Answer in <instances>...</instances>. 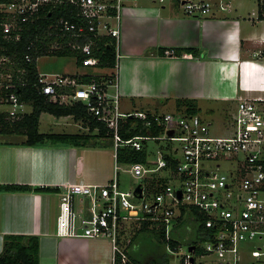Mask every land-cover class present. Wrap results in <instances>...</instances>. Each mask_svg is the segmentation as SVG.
<instances>
[{"label": "built area", "instance_id": "built-area-1", "mask_svg": "<svg viewBox=\"0 0 264 264\" xmlns=\"http://www.w3.org/2000/svg\"><path fill=\"white\" fill-rule=\"evenodd\" d=\"M255 1L264 20V0ZM142 2L162 8L172 5L186 16L201 20L227 19L235 8V0H0L5 38L17 41L23 26L36 22L41 13L59 6L70 8L72 18L52 22L46 39L49 52L66 49L80 54L83 69L104 71L94 49L102 39L115 41L117 66L111 75L39 74V87L51 102L85 103L88 113L106 125L115 151L114 176L107 184L62 186L60 235L108 239L114 264L119 258L121 264H129L120 246L121 223H147L170 241L182 222L183 209L195 210L199 216L195 219L202 226L201 247L195 243L181 254V245L168 246L172 254L183 256L185 264H204L206 258L213 259L211 264H264V99L240 97L237 112L222 135H214L211 123L198 114L148 110L124 113L116 74L123 8ZM26 60L33 58L27 54ZM87 77L91 80L86 81ZM6 101L5 106L10 108L24 106L14 94ZM6 112L14 115L11 109ZM129 119L137 121L144 133L123 137ZM151 143L158 147L152 149ZM122 148L147 155L145 163L128 164L126 170L143 180L140 195L137 187L120 190ZM223 163L230 165L227 173L221 171ZM87 201L89 208L85 209Z\"/></svg>", "mask_w": 264, "mask_h": 264}, {"label": "crops", "instance_id": "crops-1", "mask_svg": "<svg viewBox=\"0 0 264 264\" xmlns=\"http://www.w3.org/2000/svg\"><path fill=\"white\" fill-rule=\"evenodd\" d=\"M154 6L142 2L122 18L116 74L124 113L151 111L144 107L156 102L170 104L176 109L173 113H179L185 112L190 103L198 115L203 106H215L231 122L240 97L264 99V20L258 7L257 13L235 7L227 19L201 20L186 16L172 5L161 10H154ZM179 48H194L198 53L182 57L158 54L160 49ZM103 72L106 74V69ZM123 101L143 107L123 109ZM26 107L15 108L14 115L26 114L22 112ZM24 141L25 137L0 135V185L50 191L0 192V254L7 236H37L40 264H114L109 240L62 236L58 228L64 184L104 185L113 178L112 141L97 138L81 147L60 143L30 147L23 145ZM178 228L179 235L183 228L186 230L184 242H190L193 233L197 236V228L190 224ZM130 235L120 237L129 264H158L154 260L144 262L137 254L140 237L154 236ZM204 261L211 264L213 259ZM177 264H185L183 258Z\"/></svg>", "mask_w": 264, "mask_h": 264}, {"label": "trees", "instance_id": "trees-1", "mask_svg": "<svg viewBox=\"0 0 264 264\" xmlns=\"http://www.w3.org/2000/svg\"><path fill=\"white\" fill-rule=\"evenodd\" d=\"M70 8L66 6L55 7L46 14L41 13L40 18L34 22L23 26L20 32V40L13 37L5 38L4 30L0 24V75H7V81L0 80V105H6L8 97L12 94L18 97L21 104L30 106L32 111L24 115H12L6 111L0 112V135L25 137L23 145L35 147L42 146L47 143L74 145L77 147L87 146L93 139L109 138L111 136L106 125L97 118L88 113L87 107L83 102H76L69 105H61L53 103L49 97L44 95L39 87V71L37 66V58L42 56H73L77 57V65L81 66V55L74 54L70 50L61 52H49L48 26L61 17L72 18L69 14ZM0 17V23H2ZM34 47L30 50L31 45ZM115 41L111 38H105L99 41L94 52L100 58V67L103 69H115L117 66V54ZM166 52L171 53V57H182L184 54L195 55L198 53L194 48L179 49H160L158 54L161 57H168ZM30 54L32 61L26 60V55ZM115 73V72H114ZM108 77V76H106ZM114 77V75H112ZM91 80L87 77L86 81ZM48 113L55 117H73L76 121L81 122L84 128L88 129V133L83 134H45L39 130L40 119L42 114ZM185 113L197 115V108L190 104H186ZM126 131L123 137L130 138L140 133V124L129 119L125 124ZM113 143V141H112ZM146 153L138 152L126 148L119 151V163H145ZM32 191H50L45 188H32L26 185H0V192L7 193H28ZM199 218L197 211L182 212V228L187 224L197 228V236L200 238L202 226L195 218ZM179 225V227H180ZM179 228L174 232L173 239L167 241L162 231L150 227L149 224L143 223L137 235L152 234L158 237L168 247L176 248L184 241L186 230L183 228L179 235ZM156 234V235H155ZM136 235V236H137ZM176 235V236H175ZM120 258L116 264H120ZM0 264H40V239L37 236H7L4 241V249L0 254Z\"/></svg>", "mask_w": 264, "mask_h": 264}, {"label": "rangeland", "instance_id": "rangeland-1", "mask_svg": "<svg viewBox=\"0 0 264 264\" xmlns=\"http://www.w3.org/2000/svg\"><path fill=\"white\" fill-rule=\"evenodd\" d=\"M150 4V6H154V4ZM235 7L238 8L239 11L245 12L248 10L255 11L257 13V3L255 0L249 1V0H235L234 3ZM257 5V6H256ZM166 7H169L167 5ZM132 7H124L123 8V15ZM178 8V7H177ZM162 7L159 5L154 6V10H161ZM179 9V8H178ZM259 9V7H258ZM180 10V9H179ZM181 11V10H180ZM124 23V21H123ZM124 28V27H123ZM38 71L40 74H53V75H76L80 73H97L102 74L103 71L95 70V69H83L77 65V60L73 56H42L39 58L37 62ZM113 74V70L107 69L106 75ZM0 80L5 82L7 81V75L2 74L0 75ZM123 109L128 110H135V107L141 108L143 107L142 104L136 103V105L131 104L129 101H123L122 102ZM12 110V112H15L14 107H9L2 105L0 106V112H4L7 110ZM144 109H149L153 112L160 111L163 113H173L176 112L175 107L172 105H161L158 104V102L152 104L151 106L144 107ZM32 111V108L30 106L24 108L22 112L24 113H30ZM199 115L211 123V132L214 135H222L225 133V127L230 125V122H227V117L224 116V114L220 113L215 106H203L202 110L199 112ZM79 124V123H78ZM75 123V121L71 118H58L53 115L44 113L41 116L40 119V132L50 134V133H68V134H75V133H85L86 128L83 127V124ZM152 149H156L158 147L157 143H151L150 144ZM161 145H165V143H161ZM114 152V151H113ZM115 161H113V167H114ZM122 167V170L119 171L118 174V180H119V186L120 190L122 191H130L134 190L139 184L142 183V179L134 178L130 173H128L126 170L128 169L129 165L127 164H120ZM230 168V165L228 163H223L221 166V171L223 173H227ZM85 209L89 208L88 201L85 203L84 206ZM86 215L89 216V213L86 210ZM134 224V223H133ZM139 226L136 224L132 225L131 222H124L121 223L120 231H119V237L124 235L125 233L131 234L134 236L137 234L139 230ZM128 231V232H127ZM156 235V234H155ZM128 236V235H126ZM142 236V235H141ZM176 236V235H175ZM108 240V239H107ZM140 244H139V250L137 251L138 257L144 261H155L158 264H177L178 259L183 258V256H177L176 254H172V252L167 248L165 243H163L158 237L153 238H144L141 239L140 237ZM196 243L198 247H201V241L198 239L195 233H193L190 242H182L181 243V254H184L188 251L190 243ZM203 245V244H202Z\"/></svg>", "mask_w": 264, "mask_h": 264}, {"label": "water", "instance_id": "water-1", "mask_svg": "<svg viewBox=\"0 0 264 264\" xmlns=\"http://www.w3.org/2000/svg\"><path fill=\"white\" fill-rule=\"evenodd\" d=\"M141 192H142V189H141V186L140 185H138L137 186V188H136V193H138L139 195L141 194ZM193 249V247L192 248H190V250H192Z\"/></svg>", "mask_w": 264, "mask_h": 264}]
</instances>
